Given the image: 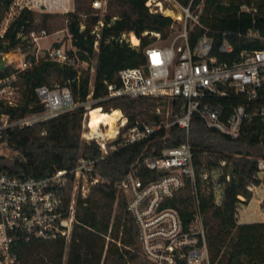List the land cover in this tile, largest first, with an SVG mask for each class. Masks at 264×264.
<instances>
[{"label":"trees","instance_id":"16d2710c","mask_svg":"<svg viewBox=\"0 0 264 264\" xmlns=\"http://www.w3.org/2000/svg\"><path fill=\"white\" fill-rule=\"evenodd\" d=\"M93 1L74 0V10L68 12L23 8L0 35V53L16 48L30 50L35 46L28 36L31 31L45 30L52 34L66 27L76 52V64L69 66L47 56L37 58L34 51L28 52L27 58L32 64L18 72L14 81L19 91V103L9 107L0 102L2 111L18 118L43 110L36 92L43 85L51 88L68 86L74 101L79 104L46 121L15 129L9 143L20 154L0 160V170L12 176L41 177L57 169H70L84 156L97 159V172L109 180L95 184L88 196L78 199L76 216L79 223L69 245L63 238L22 240L18 243L17 264H153L142 251L138 225L128 209L127 195L118 184L138 160L155 157L164 148L186 141L198 151L197 167L221 168L231 175L220 201L207 187L199 189L210 264H264V220L239 221L241 204H247L253 197L254 191L249 185L259 186L264 182L257 165V159L264 158L263 122L255 119L246 123L241 135L231 138L206 127L195 115L188 138L184 129L172 125L141 142L119 146L104 158H101L97 141L82 139L84 104L92 92V80L90 67H82L80 63H90L96 52L95 41L99 40L93 77L95 104L107 112L122 115L123 111L130 126L137 118L165 119L156 108L165 105L166 111L168 101L150 96L105 98L106 83L118 82L120 69L145 63L143 48L155 39L150 37L152 32L168 39L176 26L182 28L170 15L152 11L147 5L148 0H107L103 17L93 6ZM177 1L198 14L201 25L192 24L191 20L187 22L191 46L207 34L214 42L213 55L221 62L237 60L244 50L264 48V0ZM11 2L0 0V26ZM242 5L252 7L253 11L242 10ZM101 19L104 25L98 37L93 30ZM131 32L140 38L139 48L120 40L124 33ZM223 41L232 44L231 52L220 50ZM61 45L60 41L53 43L55 47ZM74 51L69 50V53L74 54ZM13 72L11 66H6L0 69V77ZM182 105L181 99L171 101L169 117L179 113ZM140 175L148 178L155 173L142 164ZM70 196L71 184L66 189V201L69 202ZM170 206L179 211L185 223L190 220L194 207L190 181L171 200Z\"/></svg>","mask_w":264,"mask_h":264},{"label":"built area","instance_id":"2783aa9c","mask_svg":"<svg viewBox=\"0 0 264 264\" xmlns=\"http://www.w3.org/2000/svg\"><path fill=\"white\" fill-rule=\"evenodd\" d=\"M151 2H147L149 7ZM175 2L183 10L180 20H185L176 40L165 45L150 43L145 46V63L120 69L119 81L106 83L105 98L150 96L170 102L181 99L183 105L173 118L169 117L168 111L165 119L137 118L130 126L121 110L114 137L107 135L110 124L100 126V135L91 131V107H85L81 136L85 141H97L101 158L119 146L141 142L154 132L172 125L184 129L188 138L195 115L203 120L206 127L231 138H238L246 123L255 119L264 123V48L244 50L233 62L219 61L213 55V39L207 34L202 35L194 46L190 45L187 22L191 20L192 24L201 25L198 14L192 13L190 6H183L177 0ZM92 4L98 9L102 8V0H94ZM23 8L68 12L74 10V0H12L0 26L1 36ZM241 9L253 11L247 5H242ZM103 25L104 22L100 20L93 30L98 37L99 28ZM47 35L45 30H33L28 35L31 42L38 46L34 50L37 58L41 50L39 40ZM155 35L160 36L159 33ZM120 40H125L132 47L140 46V38L139 43L135 44L130 39V33H124ZM98 45L97 39L95 51H98ZM16 49L19 50L20 59L13 63L3 57V52L0 53L5 65L14 69L12 74L0 77V102L9 107L19 103V91L14 83L16 74L32 64L27 58L28 52L23 48ZM72 49L74 51L73 46H51L43 56L61 65H75L76 52L69 53ZM220 50L231 52L233 46L223 41ZM84 63L87 62L82 61L80 65ZM95 70L96 64H92V92L89 95H92V99ZM36 92L44 106L39 112L16 118L0 109V155H3V159L20 154L9 143L15 129L46 121L79 105L74 101L68 86L51 88L43 85ZM99 107L104 110L101 105ZM157 110L158 114H162L160 108ZM197 154L198 151L188 141L166 147L155 157L138 160L118 184L127 195L128 209L138 225L142 251L153 264H179L182 261L186 264H210L199 189L207 187L220 201L231 175L224 173L221 168L197 167ZM96 162L97 159L81 156L74 167L57 169L41 177L12 176L0 170V264H17L18 243L22 240L63 238L69 245L79 223L76 216L78 199L88 196L95 184L109 181L97 172ZM142 164L155 176L142 177ZM257 165L260 172L264 173V158H258ZM188 181L193 188L194 207L192 217L185 223L179 211L170 206V202ZM69 184L71 196L68 202L66 189ZM249 189L254 191L255 186L249 185ZM260 203L264 210V196L260 198Z\"/></svg>","mask_w":264,"mask_h":264},{"label":"rangeland","instance_id":"374dc122","mask_svg":"<svg viewBox=\"0 0 264 264\" xmlns=\"http://www.w3.org/2000/svg\"><path fill=\"white\" fill-rule=\"evenodd\" d=\"M159 2H160V5L158 4ZM106 5H107V0H102V8L99 9V14L101 17H103V15L106 11V9H105ZM150 7L153 11L159 10L166 15H170L171 17H173V19H176L182 25V28H180L179 26H176L175 31L169 36L168 39H164L161 36L155 35V33H151L150 37H155V39H153L152 43L153 44H159V45H165V44H168L172 41H175L177 36L179 35V33L182 31L184 23H185V20H180L181 17H178V16H182V14H183V10H182L181 6L178 5L175 2V0H152ZM169 11H171L172 13H169ZM101 20H103V19H101ZM99 26H100V24H99ZM83 27H84V25H82V28ZM101 28L102 27H100L99 30H101ZM179 40L180 39H177V41H179ZM55 41L62 42V45H65V47H67V48H71L73 46L72 42H71L69 31L66 27H64V28L52 33V34H48L46 37L39 40L40 48H41V50L39 52L40 57H42L46 53V51L49 47L53 46V43ZM36 48H38L37 44H35V46L32 49L25 50V51L26 52L34 51ZM96 61H97V51L95 52V55L91 59L90 63L82 64V67H88V66L90 67V69H91V80H92V64L95 65ZM5 67H6L5 62L0 59V69H4ZM94 74L95 73H93V77H94ZM90 97H89V100L85 103V107L86 108L91 107V114H92V106H95L93 108H97L100 105H96L95 104L96 100L91 99ZM170 106H171V102L168 101L166 111H164L165 105H159L157 108H160L161 113H162L161 115H164L166 118L168 115V111H170V109H171ZM157 108H156V112L158 111ZM115 114H118V113H115ZM118 115L121 116L120 114H118ZM259 175L261 178L264 177V173H262V172H260ZM262 196H264V182H262L259 186H255V189L253 192V197L249 201V203H247L246 205L241 204V207L239 209L240 210L239 211L240 212V217H239L240 222H253V221L264 220V210H263L262 204H260V198ZM66 254H67V249H66Z\"/></svg>","mask_w":264,"mask_h":264},{"label":"bare ground","instance_id":"6f19581e","mask_svg":"<svg viewBox=\"0 0 264 264\" xmlns=\"http://www.w3.org/2000/svg\"><path fill=\"white\" fill-rule=\"evenodd\" d=\"M158 4L160 5V2ZM169 13H172V12L169 11ZM130 39L135 44L139 43V38L133 32L130 33ZM3 57H5L8 61L13 63V62L18 61V59H20V53L18 49L6 50V51H3ZM119 117L120 116L118 114H115V113L113 114L112 112L104 111L101 109V107L92 108V114H91V108H90V119H89L90 124L89 125L91 128V131L93 130L95 134L100 135L102 133L100 126L102 124H106V125L110 124L109 128H107V135L108 137H114L116 133V121Z\"/></svg>","mask_w":264,"mask_h":264},{"label":"crops","instance_id":"0c3cea01","mask_svg":"<svg viewBox=\"0 0 264 264\" xmlns=\"http://www.w3.org/2000/svg\"><path fill=\"white\" fill-rule=\"evenodd\" d=\"M249 203V202H248ZM261 204V203H260ZM243 205H246V204H243ZM241 207V206H240ZM240 209V208H239ZM240 211V210H239ZM239 217H240V212H239ZM240 221V220H239Z\"/></svg>","mask_w":264,"mask_h":264},{"label":"water","instance_id":"95a60500","mask_svg":"<svg viewBox=\"0 0 264 264\" xmlns=\"http://www.w3.org/2000/svg\"><path fill=\"white\" fill-rule=\"evenodd\" d=\"M3 159V155H0V160Z\"/></svg>","mask_w":264,"mask_h":264}]
</instances>
